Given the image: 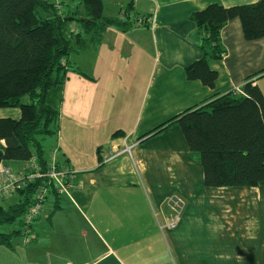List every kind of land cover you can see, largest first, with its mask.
Segmentation results:
<instances>
[{
  "label": "crops",
  "instance_id": "obj_1",
  "mask_svg": "<svg viewBox=\"0 0 264 264\" xmlns=\"http://www.w3.org/2000/svg\"><path fill=\"white\" fill-rule=\"evenodd\" d=\"M257 1L103 0L106 17L132 23L108 26L75 53L74 67L93 79L72 72L57 89L56 142L44 157L79 171L82 188L73 201L52 195L47 204L54 209L34 223L31 241L21 233L9 246L0 244V264H264V182L206 187L180 124L165 125L264 71V38L247 41L234 19L221 32L222 58L211 62L215 87L186 74L203 56L191 16L212 4ZM253 80L264 95V75ZM5 118L20 119L21 111L0 109ZM134 144L131 154L108 159ZM29 161L1 165L18 172ZM173 196L183 201V215L163 236L152 206L167 225Z\"/></svg>",
  "mask_w": 264,
  "mask_h": 264
},
{
  "label": "trees",
  "instance_id": "obj_2",
  "mask_svg": "<svg viewBox=\"0 0 264 264\" xmlns=\"http://www.w3.org/2000/svg\"><path fill=\"white\" fill-rule=\"evenodd\" d=\"M71 1L84 12H70L59 0H0V109L21 111L20 119H0V141L5 142V148L0 145V165L33 156L44 161L43 138L55 133L60 116L49 93L58 94L70 73H82L71 64V54L91 39L99 40L108 26L124 24L105 16L103 0ZM234 19L241 21L247 41L264 38V0L232 7L212 4L191 16L202 36L203 56L187 67L188 79L215 87L219 75L211 62L222 58L221 32ZM74 24L82 31L75 34ZM259 74L243 86L244 94L214 95L165 124H180L190 151L199 156L208 188L257 187L264 182V95L253 81ZM19 194L21 202L0 206V228L16 222L22 226L21 231H0L2 245L24 234L23 216L34 190Z\"/></svg>",
  "mask_w": 264,
  "mask_h": 264
},
{
  "label": "built area",
  "instance_id": "obj_3",
  "mask_svg": "<svg viewBox=\"0 0 264 264\" xmlns=\"http://www.w3.org/2000/svg\"><path fill=\"white\" fill-rule=\"evenodd\" d=\"M137 23L143 25L144 20L139 19ZM234 93L244 94L243 87L236 88ZM136 145L125 147L110 155L108 159L125 153L131 154ZM78 175L79 171L57 159L41 162L36 156L31 158L29 166L22 171L16 172L7 165H0V201L20 191L34 190L33 201L23 216L24 236L28 242L32 240L34 223L41 218H49L54 209V206L52 208L50 204H47L52 195L67 197L73 201V193L82 188L81 183L77 181ZM167 203L171 204L170 208L175 215L170 223L161 226L163 230L174 229L177 226L184 207L183 201L175 196L170 197ZM49 211H51L50 214H48Z\"/></svg>",
  "mask_w": 264,
  "mask_h": 264
},
{
  "label": "rangeland",
  "instance_id": "obj_4",
  "mask_svg": "<svg viewBox=\"0 0 264 264\" xmlns=\"http://www.w3.org/2000/svg\"><path fill=\"white\" fill-rule=\"evenodd\" d=\"M50 1H54V0H50ZM60 1H63L64 2V4L66 5V9H68L70 12H77V11H81V12L83 11L84 12V7H82V5H79L78 9H76V4L77 3H73V1H71V0H60ZM72 30H74L73 32L75 34H77L78 32L82 31V28L79 25L74 24L72 26ZM70 62H71V64L73 66L75 64L77 65V62H76V54L75 53H72L71 54V56H70ZM261 75H264V72L260 73L258 76H261ZM55 91L54 90L52 91V95H51V92L49 93V98L48 99H51L52 104L55 107H57L58 106V103H59V100H60V94L61 93L58 91V94H56ZM55 142H56V137L55 136L49 135V136H46L45 138H43L42 143H43L44 151L48 152L50 150V146L53 143H55ZM20 196L22 197L23 195L16 194L9 202H6L5 203V207H9L10 204H12L13 202L17 201V199H19ZM168 207H171V204H169ZM152 208H153V212H152L153 213V216L155 218V221L157 222V225H158L160 231L162 233H165L164 230L161 228L162 223H160V221H163V219L161 218V215L159 213L158 207L154 204V206H152ZM182 215L180 216L181 218H182ZM19 228H20V224H19V222H16V223H14L12 225L2 226L0 228V231L1 232H12L14 230H19ZM163 236H166V233ZM168 251L170 252V250H168Z\"/></svg>",
  "mask_w": 264,
  "mask_h": 264
},
{
  "label": "bare ground",
  "instance_id": "obj_5",
  "mask_svg": "<svg viewBox=\"0 0 264 264\" xmlns=\"http://www.w3.org/2000/svg\"><path fill=\"white\" fill-rule=\"evenodd\" d=\"M58 6V5H57ZM148 16V15H147ZM146 18V17H145ZM146 19H148V18H146ZM85 21V20H84Z\"/></svg>",
  "mask_w": 264,
  "mask_h": 264
},
{
  "label": "water",
  "instance_id": "obj_6",
  "mask_svg": "<svg viewBox=\"0 0 264 264\" xmlns=\"http://www.w3.org/2000/svg\"><path fill=\"white\" fill-rule=\"evenodd\" d=\"M84 21V20H83Z\"/></svg>",
  "mask_w": 264,
  "mask_h": 264
}]
</instances>
